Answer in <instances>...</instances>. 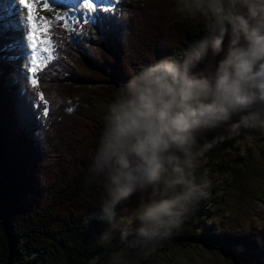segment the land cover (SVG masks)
Wrapping results in <instances>:
<instances>
[{"label":"trees","instance_id":"16d2710c","mask_svg":"<svg viewBox=\"0 0 264 264\" xmlns=\"http://www.w3.org/2000/svg\"><path fill=\"white\" fill-rule=\"evenodd\" d=\"M175 6L176 0H118L115 7H98L94 22L80 20L73 30L56 26L53 59L37 74L35 88L0 49V264H89L97 258L114 264L121 253L148 264L146 246L136 251L129 244L133 235L125 240L120 232L105 247L90 243L91 228L98 236L110 229L103 219L86 222L91 211L105 218L103 189L87 179L104 121L80 95L98 86L114 100L111 90L118 92L143 67L180 58L198 43L206 34L203 23L178 19ZM138 202L133 195L117 211L127 208L122 214L128 217ZM210 204L209 196L201 200L181 233L142 242L188 247L195 241L237 263L263 264L264 226L216 234L205 225Z\"/></svg>","mask_w":264,"mask_h":264},{"label":"clouds","instance_id":"9594fccd","mask_svg":"<svg viewBox=\"0 0 264 264\" xmlns=\"http://www.w3.org/2000/svg\"><path fill=\"white\" fill-rule=\"evenodd\" d=\"M176 9L206 34L119 87L88 168L107 222L123 225L130 245L171 236L209 196L208 179L197 175L206 152L244 130L264 133V0H178ZM217 130L226 135L208 139ZM136 194L132 228L128 209L117 210Z\"/></svg>","mask_w":264,"mask_h":264},{"label":"rangeland","instance_id":"374dc122","mask_svg":"<svg viewBox=\"0 0 264 264\" xmlns=\"http://www.w3.org/2000/svg\"><path fill=\"white\" fill-rule=\"evenodd\" d=\"M116 1L91 0L93 5L91 10L85 7L86 0H60V6L58 7L49 5V9H44L43 4H39L38 8L40 16L45 17L44 14H49L47 18H52L47 19L52 22L49 27V33H51L56 26L73 30L80 20H93V12L96 11L95 9L98 6L111 8ZM177 3L178 0H176V6ZM176 6L172 13L178 19H183L197 27L198 21L186 18L177 11ZM57 15L61 16L62 19L57 21ZM9 18L7 17L8 20ZM12 19L14 20L13 17ZM0 21L4 22L2 17H0ZM12 33L15 34L14 30ZM14 34L10 36V40L6 41L8 44H11L12 41L16 43V40L13 39ZM6 47L3 44L1 48L4 49V53H10L8 60L6 59L8 64H20L21 61L18 62L16 59V51H11V48ZM51 51L53 55L54 42H52ZM4 61L5 57L2 58V62ZM45 64H42L41 67ZM18 67L29 73L26 66ZM94 90L98 94L92 93ZM111 91L110 96L115 97L117 91ZM107 94L102 88L96 86L80 95V98L88 99L93 103L94 112L102 121H104L108 105L113 102ZM85 103V107L90 108ZM215 135H226V133L223 130H217V132L210 133L208 139ZM249 137H251V140H249ZM197 175L198 177L206 176L210 184L208 189L210 192L209 201L211 202L208 207L210 217L207 224H205L210 230L216 234H223L225 231H230V229L254 233L260 226H264V133L259 130H244L240 136L218 143L200 158V168ZM128 217L131 219V224H133L135 222L134 217L132 215ZM102 219L107 221L98 212L91 211L86 218V222L91 226L93 220ZM123 227V225L110 226L111 236L108 240H102L103 235H96L91 228L90 243L95 247H105L116 235L122 232ZM185 228L186 224L184 222L181 228L173 231V234L181 233ZM134 240L132 239V241ZM143 246L147 248L144 254L148 258V264H241L233 261L230 256L221 254L217 248H210L195 241L191 242L188 247L177 246L171 242H162L158 247L146 245L142 241L133 245L136 251ZM111 262L114 264H141L129 261L122 253L117 255ZM103 263H106V261L97 258L89 264ZM250 264L260 263L253 261Z\"/></svg>","mask_w":264,"mask_h":264},{"label":"snow or ice","instance_id":"6c2138e0","mask_svg":"<svg viewBox=\"0 0 264 264\" xmlns=\"http://www.w3.org/2000/svg\"><path fill=\"white\" fill-rule=\"evenodd\" d=\"M38 3L39 0H36ZM19 3L27 9V16L26 19L29 24V47L31 49L32 55L29 60V68L28 71L29 75V82L30 85L35 88L39 83V78L37 74L42 71V64L46 62H50L53 59L52 55V39L49 33V27L51 26V21L47 20L45 17L40 16L37 19V13L35 11V4L30 2V0H19ZM85 7L91 10L93 5L91 0H86ZM44 9H49V2L48 0H44L43 3ZM62 17L57 15L56 20H61ZM66 19V17H64ZM87 22V21H85ZM67 26V25H65ZM11 47V45L7 46ZM46 54V55H44ZM39 99L44 100V94L38 93ZM71 111L72 109H67ZM48 111L45 109L44 115L47 116Z\"/></svg>","mask_w":264,"mask_h":264},{"label":"bare ground","instance_id":"6f19581e","mask_svg":"<svg viewBox=\"0 0 264 264\" xmlns=\"http://www.w3.org/2000/svg\"><path fill=\"white\" fill-rule=\"evenodd\" d=\"M30 2L35 4V11L37 13V19L40 17V11L38 8L39 4H43L44 0H39L41 3H37L36 0H30ZM50 6H60V0H48ZM27 9H25L20 3L19 0H0V17L4 22L0 21V39L5 46L11 45V51H16V59L18 62L21 61L17 66H26L29 68V60L32 54L29 47V24L26 19ZM7 17H10L9 20ZM14 18V20L12 19ZM15 26V27H14ZM14 30L15 34L12 33ZM14 34L13 39L16 40V43L12 41L11 44H8L6 41L11 39V35ZM6 36V37H5ZM2 47V46H1Z\"/></svg>","mask_w":264,"mask_h":264}]
</instances>
